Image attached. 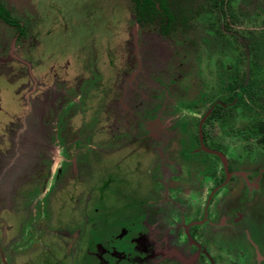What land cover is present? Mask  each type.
<instances>
[{"label": "rangeland", "instance_id": "374dc122", "mask_svg": "<svg viewBox=\"0 0 264 264\" xmlns=\"http://www.w3.org/2000/svg\"><path fill=\"white\" fill-rule=\"evenodd\" d=\"M0 1L13 18L28 21L27 33L15 43L13 28L0 23V50L6 53L8 49H12L18 59L27 62L31 68L32 80L30 82L24 66L19 62L0 65V238L6 236L3 244L7 245L18 231L21 236H27L24 222L30 217L28 205H25L26 201L21 194L29 188L25 190L26 184L21 183V172L19 179L10 180L11 172H15V169L21 171L27 164L22 146L29 142L33 146L48 145L53 158L50 167H55L59 162L61 153L60 147L55 143V136L62 127L59 125L62 123L59 121L62 108L59 109L57 103L64 94L67 100L63 101V108L72 102L82 104L80 110L72 111V117L68 118L66 126L73 130H85L83 133L80 131L79 135L83 139L81 148L95 152L103 164L109 160L120 161L125 150L129 160L132 157L136 160L138 153L135 136L143 135V140H146V133L141 130L149 132L151 129L158 133L157 131L168 127L169 122L161 115L155 120H137L127 125L122 121L121 109L126 110L130 106L132 113H138L136 103L139 97L146 100L149 95L152 96V92H156L166 110V105L171 102V111L178 114V117L189 118L191 114H195L196 120L214 100H230L235 89V76H239L241 80L245 74L248 75L254 95L250 97L246 93L235 106L231 104L222 111L225 115L224 131L219 129V122L214 119L208 124L207 132L209 138L222 145L223 154L228 156V160H238L237 165L247 176L258 179L257 192L248 196L254 195V199L262 196L259 193V190L264 192L262 0H226L223 12L225 28L229 32L221 29L212 2L173 0V9L181 15L176 16L175 27L171 32L168 30L167 35L163 34L164 30L157 23L144 27L138 25L129 0ZM252 5L259 12L257 15L253 14ZM252 32H256L255 39L244 50L245 46L234 37L237 35L248 43ZM83 43L88 45L82 46ZM77 47L80 48L75 52ZM1 51L0 57H4ZM32 83L37 84L39 90L45 88L47 92L41 94L38 91L30 97L27 95L31 101V116L27 118L24 116V102L20 98L27 93L29 84ZM77 84L94 86L83 99L77 98L80 94L75 92ZM124 84L128 85L129 92L125 101H122L120 98ZM164 84L178 85L170 95L169 88ZM184 85H187L185 91ZM82 95L81 93L80 96ZM42 96L47 99L44 100L46 104L41 101ZM118 101L120 105L117 104ZM65 117L67 118L66 115ZM116 133L119 136H114ZM7 147L9 149L5 150ZM39 160L34 155L31 161L33 164L30 165L33 170L38 167ZM35 172L39 176L36 170ZM45 176L46 170L43 169L42 176L34 178L37 183L32 181L31 186L40 188ZM49 185L50 180L47 187ZM211 186L208 182V190ZM78 187L75 192H83L82 186ZM100 187L101 183L97 180L93 193L97 195ZM66 189H70V186ZM63 194L58 191L55 193V206L58 207L61 200L64 201ZM202 194L204 195V191ZM193 195L190 200L200 204L203 197L200 198L199 193ZM41 197L42 194L32 199L30 214ZM223 198L230 202L232 200L229 194ZM245 199L246 197L243 198ZM235 202L234 199L232 203ZM117 203L114 199L108 200V205L114 206ZM54 210L57 211L58 208ZM216 213L218 207L214 205L211 216ZM32 218L37 221L35 217ZM262 218L264 215L259 212L255 219H246L227 238L222 236L238 251L239 256L244 257L245 263H252L255 248L264 256ZM39 221L41 226L37 223L35 228L37 246L54 238V234L50 232L45 236L41 218ZM160 235L166 237L165 232ZM19 240L23 242L25 239L21 237ZM207 248L212 257L218 258L217 264H234L235 253L227 247L220 249V243L215 239L207 240ZM24 260L25 255L16 254L11 263L8 262L24 264ZM261 264H264V260Z\"/></svg>", "mask_w": 264, "mask_h": 264}, {"label": "flooded vegetation", "instance_id": "af4514ba", "mask_svg": "<svg viewBox=\"0 0 264 264\" xmlns=\"http://www.w3.org/2000/svg\"><path fill=\"white\" fill-rule=\"evenodd\" d=\"M129 1L136 23L141 27L157 23L166 35L168 30L171 32L174 29V21L180 12L173 9V0L141 2L140 8L144 11H140L139 17L135 15L134 2ZM208 1L213 3L212 6L217 11L221 29L229 32L225 28L226 19L223 12L226 0ZM262 2L264 5V0ZM251 7L253 14L257 15L259 12L255 5ZM0 23L13 28L14 43L27 33L28 21L13 18L1 1ZM255 36L256 32H252L248 43L237 35L234 38L245 46L246 50ZM84 45L88 44L83 43L82 46ZM78 48L80 47L74 51ZM2 53L5 56L0 57V65L9 62L21 63L32 82L31 68L27 62L18 59L12 49ZM234 81L235 89L230 100H214L196 120L195 114H191L189 118L178 117V114L171 111V102L166 105V110L156 92H152V96L149 95L146 100L139 97L136 103L139 107L138 113H132L130 106L126 110L121 109L122 121L127 125L137 120H155L161 115L169 122L168 127L166 130L157 131L158 133L151 129L149 132L141 130L146 133V140H143V135L135 136V148L138 153L136 160L133 157L129 160L125 150L120 161L109 160L103 164L95 152L81 148L83 139H80L79 135L80 131L83 133L85 130H73L66 126L68 118L72 117V111L82 108V104L72 102L63 108L62 103L67 100L64 94L57 103V107L62 108L59 117V121H62L59 125L62 127L57 130L55 136V143L60 147L61 153L58 164L50 167L53 158L50 156L52 152L48 145L33 146L29 142L22 146L26 166L21 171L15 169V172H11L10 180L19 179L21 172V183L26 184L25 190L29 188L21 197L25 199V205H28L30 218L27 217L24 222L26 237L21 236L18 231L6 245L3 244L6 236H1L0 264L11 263L16 254L25 255L24 264H217L218 258L215 259L208 252L209 238L210 241L215 239L220 243V249L227 247L235 253L234 264H248L222 236L227 238V235L233 234V230L242 226L246 219H255L259 212L264 215V192L259 190L263 198L260 195L257 199H254V195L248 196L257 192L258 179L247 176L237 165L238 160H228V156L223 154L222 145L209 138L207 132L208 124L214 119L219 122V129L224 131L225 115L222 111L231 104L235 106L246 93L250 97L254 95L248 75L245 74L241 80L239 76H235ZM239 84L245 85L246 93H241ZM124 85L121 90L122 101H125L129 92L128 85ZM164 85L169 88L171 95L178 84ZM92 86L94 84L75 87L77 94H83H78L77 98L84 99ZM186 87L187 85L184 91L187 90ZM44 89L39 90L37 84L32 83L29 84L27 93L21 96L25 106L24 116L27 118L31 116V101L28 97L38 91L45 94L47 90ZM44 100L47 99L42 96L41 101L46 104ZM117 104L120 105L119 101ZM115 135L119 136L117 133ZM90 136L91 133L88 137ZM34 155L40 159L37 161L38 167L34 168L39 176L32 166L30 167ZM43 169L46 170V176L42 179L40 188H33L32 181L37 183L35 179L42 176ZM48 180L50 185L47 187ZM97 180L100 181L101 187L96 195L93 192ZM208 182L212 184L209 190ZM79 185L82 186L84 194L75 192ZM68 186L70 189L67 190ZM57 191L64 193V201L61 200L58 207L54 204ZM196 193L200 194V198L203 197L200 204L190 200V196ZM41 194V199L30 214L29 205L32 199ZM228 194L232 197L231 202L223 198ZM220 196L222 198H219ZM252 197L253 200H250ZM110 198L118 203L114 206L108 205ZM234 199L236 202L232 203ZM214 205L218 207V213L211 216ZM56 208L57 211L54 210ZM40 218L45 236L50 232L54 234V238L37 246L35 228L37 223L41 226ZM162 232H165L166 237L160 235ZM21 237L25 239L23 242L19 240ZM253 250L254 259L251 264H261L264 256L256 248Z\"/></svg>", "mask_w": 264, "mask_h": 264}, {"label": "trees", "instance_id": "16d2710c", "mask_svg": "<svg viewBox=\"0 0 264 264\" xmlns=\"http://www.w3.org/2000/svg\"><path fill=\"white\" fill-rule=\"evenodd\" d=\"M133 2H134V4H135V6H134V9H135V15H137V17H139V14L141 13L140 11H144V9L141 7L140 8V4H141V2L143 3V2H151V0H132ZM240 85V91H241V93L242 92H245L246 93V87H245V85L244 84H239Z\"/></svg>", "mask_w": 264, "mask_h": 264}]
</instances>
